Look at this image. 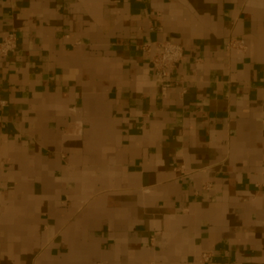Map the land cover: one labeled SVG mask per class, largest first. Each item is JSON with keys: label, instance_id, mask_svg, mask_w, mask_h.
<instances>
[{"label": "crops", "instance_id": "1", "mask_svg": "<svg viewBox=\"0 0 264 264\" xmlns=\"http://www.w3.org/2000/svg\"><path fill=\"white\" fill-rule=\"evenodd\" d=\"M10 30L0 264H264V0H0Z\"/></svg>", "mask_w": 264, "mask_h": 264}, {"label": "built area", "instance_id": "2", "mask_svg": "<svg viewBox=\"0 0 264 264\" xmlns=\"http://www.w3.org/2000/svg\"><path fill=\"white\" fill-rule=\"evenodd\" d=\"M241 48L246 49V44L243 40L232 39L227 44V49ZM18 49L17 35L14 30H10L6 36L0 41V59L7 58L10 54L15 53ZM143 49L149 52V45H144ZM185 49L183 45L174 40H163L157 43V52L150 55V62L156 72V75L161 83L163 94L171 85V74L176 65L184 58ZM7 105V101L0 99V109ZM210 184L206 186L209 188ZM214 256L212 251H205L201 254V261H209ZM155 264V263H151Z\"/></svg>", "mask_w": 264, "mask_h": 264}]
</instances>
